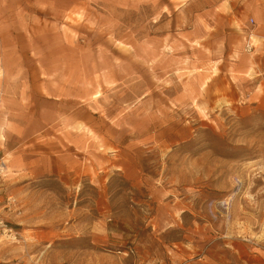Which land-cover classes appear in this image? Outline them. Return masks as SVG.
<instances>
[{
  "label": "rangeland",
  "instance_id": "obj_1",
  "mask_svg": "<svg viewBox=\"0 0 264 264\" xmlns=\"http://www.w3.org/2000/svg\"><path fill=\"white\" fill-rule=\"evenodd\" d=\"M5 5L0 264H264V0Z\"/></svg>",
  "mask_w": 264,
  "mask_h": 264
},
{
  "label": "crops",
  "instance_id": "obj_2",
  "mask_svg": "<svg viewBox=\"0 0 264 264\" xmlns=\"http://www.w3.org/2000/svg\"><path fill=\"white\" fill-rule=\"evenodd\" d=\"M6 5H5V0H0V14H4L6 12ZM262 74H264V72H262ZM258 81V86H256L253 90V92H250V94L248 95V98H250L251 96L254 98V100H260L262 97H264V95H262V93L259 91V88L262 84H264V75L261 76V78H257L256 79ZM240 92V97H242L243 95V90H239Z\"/></svg>",
  "mask_w": 264,
  "mask_h": 264
},
{
  "label": "built area",
  "instance_id": "obj_3",
  "mask_svg": "<svg viewBox=\"0 0 264 264\" xmlns=\"http://www.w3.org/2000/svg\"><path fill=\"white\" fill-rule=\"evenodd\" d=\"M250 40H251V36H248V40L245 43V50L248 52H250L253 48V45Z\"/></svg>",
  "mask_w": 264,
  "mask_h": 264
}]
</instances>
